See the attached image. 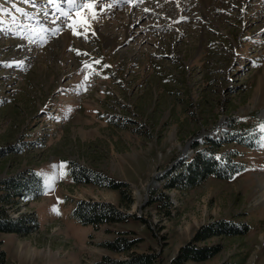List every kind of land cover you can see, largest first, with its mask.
Returning a JSON list of instances; mask_svg holds the SVG:
<instances>
[{"label": "rangeland", "instance_id": "1", "mask_svg": "<svg viewBox=\"0 0 264 264\" xmlns=\"http://www.w3.org/2000/svg\"><path fill=\"white\" fill-rule=\"evenodd\" d=\"M85 2L0 0V180L28 170L39 180L6 207L21 231L0 232L5 264L125 259L101 247L120 234L170 264L222 219L246 234L197 242L220 249L184 264H264V0H101L96 18L74 25ZM230 134L252 143L241 173L163 188L194 142ZM70 161L124 182L130 207L117 190L76 184ZM79 200L133 217L82 224Z\"/></svg>", "mask_w": 264, "mask_h": 264}, {"label": "trees", "instance_id": "2", "mask_svg": "<svg viewBox=\"0 0 264 264\" xmlns=\"http://www.w3.org/2000/svg\"><path fill=\"white\" fill-rule=\"evenodd\" d=\"M250 144L252 143H248L244 137H236V135L231 134L219 141L209 138L204 143L194 142L192 155L177 159L161 175L162 186L166 189L176 188L184 190L198 185L200 181L210 176L223 180H232L245 169L242 155L246 148H250ZM70 163L71 175L76 184L87 183L117 190L120 193V206L124 208L130 207L132 200L124 191L126 186L124 182H114L103 172L85 168L73 161H70ZM26 175L30 178L25 177ZM24 178L27 181L25 184H23ZM38 181L32 170H28L27 173H17L9 179L0 180V232L19 233L21 231L20 226L13 223L7 216L6 207L7 205L12 206L17 202L16 198L21 196V191L25 189L23 187L26 186V183L33 182L34 185H37ZM162 196L159 193L155 201L160 202ZM158 206H163L165 209L164 213L169 215L168 202L165 197L163 203H158ZM73 214L82 224H91L95 228H98L103 223H119L133 217V215L126 213L120 207L103 201L92 200L77 201ZM247 230L248 226L246 224L239 226L230 219L217 220L212 224L205 225L199 235L179 249L177 255L171 259L170 264H184L189 260L197 262L206 260L218 252L220 246L198 245L197 242L205 241L209 238L242 235L246 234ZM138 242L139 239L129 238L122 234L115 237L112 241L102 242L101 247L113 253L125 254L126 258L113 260L103 256L95 264H157V254L153 252H134L133 249ZM0 264H5L3 251H0Z\"/></svg>", "mask_w": 264, "mask_h": 264}, {"label": "snow or ice", "instance_id": "3", "mask_svg": "<svg viewBox=\"0 0 264 264\" xmlns=\"http://www.w3.org/2000/svg\"><path fill=\"white\" fill-rule=\"evenodd\" d=\"M25 2H28V0H25ZM100 4H101V0H86V2L84 3V8L86 9V13H82L81 11L78 10L76 12V19L73 21V24L82 27L88 25L90 18L92 19L96 18V13L98 11H103V7H101ZM73 31L74 33L76 32L75 27H73ZM87 78L88 77L85 76V80H87ZM261 127L264 128V125H262ZM64 163L65 162H61L59 167L62 168Z\"/></svg>", "mask_w": 264, "mask_h": 264}, {"label": "bare ground", "instance_id": "4", "mask_svg": "<svg viewBox=\"0 0 264 264\" xmlns=\"http://www.w3.org/2000/svg\"><path fill=\"white\" fill-rule=\"evenodd\" d=\"M263 114H264V112H263ZM217 135V134H216Z\"/></svg>", "mask_w": 264, "mask_h": 264}]
</instances>
